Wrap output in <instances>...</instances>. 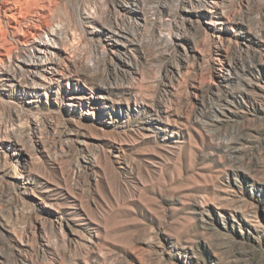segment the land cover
<instances>
[{
    "label": "rangeland",
    "instance_id": "rangeland-1",
    "mask_svg": "<svg viewBox=\"0 0 264 264\" xmlns=\"http://www.w3.org/2000/svg\"><path fill=\"white\" fill-rule=\"evenodd\" d=\"M204 1L143 0L120 68L123 0H57L76 70L0 80V264H264V0Z\"/></svg>",
    "mask_w": 264,
    "mask_h": 264
},
{
    "label": "bare ground",
    "instance_id": "bare-ground-1",
    "mask_svg": "<svg viewBox=\"0 0 264 264\" xmlns=\"http://www.w3.org/2000/svg\"><path fill=\"white\" fill-rule=\"evenodd\" d=\"M196 1L188 0L190 6L184 10L217 12L213 8H204V0ZM121 6L123 20L105 31L108 49L116 55L119 60L116 65L120 68L124 64L129 65L121 55V47L126 49L135 44L134 33L130 28L132 17L139 25V20L146 21L141 11L143 0H123ZM57 7V0H0V80L9 89L21 88L30 95L35 94L38 89L46 91L60 80L59 77L70 76L76 70L73 50L68 46L73 41L70 37L75 27H72L73 18L67 8L56 9ZM91 9L88 7L82 10V20L94 18ZM58 14L62 16L58 17ZM126 17L127 23L124 22ZM187 21L192 22V19L188 17ZM222 22V17L214 20V23ZM164 39L171 42L169 36H164ZM103 53L107 54L106 51ZM234 73L236 74L235 71ZM85 93H74L69 97L67 105L76 106L85 102L89 95ZM85 165H90V162ZM15 168L13 164V169Z\"/></svg>",
    "mask_w": 264,
    "mask_h": 264
}]
</instances>
